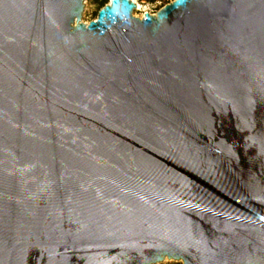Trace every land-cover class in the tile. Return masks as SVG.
Segmentation results:
<instances>
[{
	"label": "water",
	"instance_id": "water-1",
	"mask_svg": "<svg viewBox=\"0 0 264 264\" xmlns=\"http://www.w3.org/2000/svg\"><path fill=\"white\" fill-rule=\"evenodd\" d=\"M0 0V264H264V0Z\"/></svg>",
	"mask_w": 264,
	"mask_h": 264
},
{
	"label": "rangeland",
	"instance_id": "rangeland-1",
	"mask_svg": "<svg viewBox=\"0 0 264 264\" xmlns=\"http://www.w3.org/2000/svg\"><path fill=\"white\" fill-rule=\"evenodd\" d=\"M103 1L109 0H85V11L83 14V21L89 22L97 17L99 9L104 5ZM137 4V9L135 10L136 16H143L145 12L156 13L165 4L171 2L172 0H134ZM157 264H183L181 261L177 260H165Z\"/></svg>",
	"mask_w": 264,
	"mask_h": 264
},
{
	"label": "bare ground",
	"instance_id": "bare-ground-1",
	"mask_svg": "<svg viewBox=\"0 0 264 264\" xmlns=\"http://www.w3.org/2000/svg\"><path fill=\"white\" fill-rule=\"evenodd\" d=\"M138 6H139V3L137 2ZM134 15H135V12H134Z\"/></svg>",
	"mask_w": 264,
	"mask_h": 264
},
{
	"label": "flooded vegetation",
	"instance_id": "flooded-vegetation-1",
	"mask_svg": "<svg viewBox=\"0 0 264 264\" xmlns=\"http://www.w3.org/2000/svg\"><path fill=\"white\" fill-rule=\"evenodd\" d=\"M107 3V1L106 2H104L103 4H106Z\"/></svg>",
	"mask_w": 264,
	"mask_h": 264
},
{
	"label": "trees",
	"instance_id": "trees-1",
	"mask_svg": "<svg viewBox=\"0 0 264 264\" xmlns=\"http://www.w3.org/2000/svg\"><path fill=\"white\" fill-rule=\"evenodd\" d=\"M106 2V1H103V3Z\"/></svg>",
	"mask_w": 264,
	"mask_h": 264
}]
</instances>
